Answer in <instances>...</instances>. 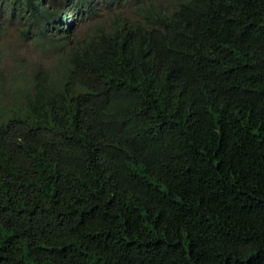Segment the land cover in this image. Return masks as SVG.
<instances>
[{
  "label": "trees",
  "instance_id": "1",
  "mask_svg": "<svg viewBox=\"0 0 264 264\" xmlns=\"http://www.w3.org/2000/svg\"><path fill=\"white\" fill-rule=\"evenodd\" d=\"M61 1L11 4L63 42L0 99V264H264V0L151 3L76 43L98 0Z\"/></svg>",
  "mask_w": 264,
  "mask_h": 264
},
{
  "label": "rangeland",
  "instance_id": "2",
  "mask_svg": "<svg viewBox=\"0 0 264 264\" xmlns=\"http://www.w3.org/2000/svg\"><path fill=\"white\" fill-rule=\"evenodd\" d=\"M13 0H0V99L6 98L10 92L13 76L16 72L25 75L27 72L46 67L59 57L61 46L50 41L46 36L54 33L48 25L44 35H39L36 25H30L24 17H19L11 10ZM178 0H98L92 12L72 20L69 36L76 43L88 38L102 29H110L117 15L124 19H138L143 12L142 6L149 7L151 3L162 7H171ZM54 6L60 11H66L67 5L62 0ZM70 14L71 11H68ZM63 22V21H62ZM67 29V25L65 24ZM28 28L27 32L25 29Z\"/></svg>",
  "mask_w": 264,
  "mask_h": 264
}]
</instances>
